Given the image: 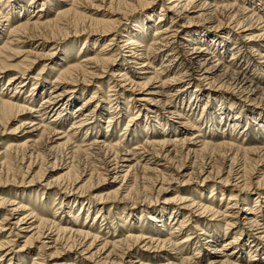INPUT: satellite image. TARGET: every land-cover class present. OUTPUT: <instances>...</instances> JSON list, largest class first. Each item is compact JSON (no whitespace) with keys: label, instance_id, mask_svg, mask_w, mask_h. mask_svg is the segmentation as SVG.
Instances as JSON below:
<instances>
[{"label":"rangeland","instance_id":"obj_1","mask_svg":"<svg viewBox=\"0 0 264 264\" xmlns=\"http://www.w3.org/2000/svg\"><path fill=\"white\" fill-rule=\"evenodd\" d=\"M0 1L15 4L18 0ZM20 1L27 5L31 3V8L20 15L16 14L17 11L6 9L5 16L10 19L12 24L22 21L29 22L30 25L39 16L41 21H53L57 10L70 7L74 8L77 15L75 21L69 20L65 26L45 29L29 28L26 36L20 38L19 44L12 46V49H17L14 54L3 53L4 57L10 56L7 59L8 65L22 71L24 69L21 68L28 65L25 71L27 74L25 78L28 82L19 94H14L13 88L6 84L8 76L12 74L10 71L0 79V92L4 99L11 96L17 97L19 103L30 104L34 108H38L42 99L49 94L53 86L52 81L58 75L57 73L66 69L70 64L94 57L103 49L104 42L113 39L112 43L115 44L107 49L113 48L114 66L105 68L97 65V68L101 70L98 72L93 70L94 74H98L96 79L84 83L77 79L75 84L69 81L68 84L54 86L53 90L57 87L60 90H63V87H68L73 88L74 91L71 93V104L63 110L56 121L61 134L54 136L53 141L63 143L65 139L62 138L67 135L73 119L93 109L92 115L94 116L90 122H86V125L90 123L89 126L93 131H86L87 127L85 126L72 132L77 137V143L73 146L88 145L94 141H107L110 145H115L118 142L119 149L124 148L129 151L138 144L143 145L147 139H150L148 141L162 140V136H169L172 139L185 142L166 147V152L156 150V154H159L157 157L152 156L150 147L143 146V150L135 151L143 156L138 163L139 166L147 164L151 168H156L162 171L161 174H164L167 179L163 181L159 176L160 173L144 172L138 166L134 170L133 178L131 176L127 180L128 186L135 183L131 195L125 197L126 189H123L115 198L112 195L118 188L124 187L126 180L118 178L115 181L112 177L113 174L97 178L96 173H103V170L99 168L103 166L102 162L105 156L95 147L91 148L92 150H88L86 146L79 150L74 148L73 150L77 154L66 160L64 148L51 150L50 147L55 144L42 142L32 148L33 155L29 157V154L22 148L13 152L14 150L9 151V147L12 145L15 147L14 144L20 146L27 141L29 134H25V132H28L29 129L24 130L19 127V124L26 119L36 124L39 123V120H35L37 114L19 115L3 123V126H0V203H5V205L0 206V221L7 211L9 212L13 208L9 206L10 202H14L25 206L41 217H55V221L59 220L69 225H73L74 222L76 226L85 225V228H90L91 235L98 232L99 240L91 247L89 253L86 251L81 253L79 249L67 252V249L60 248L62 245L48 242L49 249L46 250V256L38 259L36 264H118L120 259L112 257L101 263L102 261L99 262L97 258H89V255L99 249L104 240L114 242L118 238L126 237L127 234L135 236L142 234L146 237L153 235L160 240H166L168 234L175 231L181 220H188L190 226L182 234L178 231L173 233L170 237L171 241L177 243L185 235L193 236L192 244L182 246L181 254L179 252L174 254L175 252L170 246H166L163 250L154 249L155 245L148 248L149 245L145 241L133 246L127 253L128 255L122 257V264H129L130 260H144L148 264H165L169 260L170 264H181L180 258L189 260L182 264H191V261L210 264V261H215L216 257H224L229 254L232 256L231 263L234 264H264V242L256 240L257 231L245 225L242 219L245 214L242 210L248 204V208L255 210L253 214L258 216L259 225L264 226V189L255 183L256 178L264 172V165H262L264 156H261L263 153L260 156L257 154L249 157H244L241 153H239L240 155L234 153L235 156L226 153L227 156H224L225 150L218 149V147L215 150L207 149L200 152L201 147L197 143L204 140L213 145L224 141L223 139L231 138V140L242 143L241 145L245 148L264 147V96L261 94L263 92L258 91L250 97L242 96L228 85L222 84L221 79L217 78L219 74H216L214 79H206L201 77L193 66L187 65V69L182 70L185 66L182 61L174 60L166 63L168 61V57L165 56L167 53L157 55L151 68L144 70L146 74L142 76L149 78L153 71L159 72L163 65L170 64V67H166V69H172L170 77L177 71L180 74L177 81L169 88L160 89L158 81L165 79L162 76L158 81L150 82L143 89H131L125 83L111 78L113 72L123 69L122 65L125 68H130L124 62L129 53L121 49L124 43H120L123 39H120L119 35L124 32L133 34L138 30L139 25H148V27L156 25L159 15L163 14L164 21L160 23L163 28L169 27L171 19L175 18L176 27L181 31L172 44L174 48L189 44L185 43V40H190L191 36L195 38L205 35L206 41L204 42L212 45L211 47L208 45L211 54L207 56L211 62L214 64L220 62V66L231 72H242L241 76L244 74L246 78L256 82L264 90V36L261 35L262 30L259 31L264 28V23L256 22L255 18H251L247 21L251 24L249 29L246 26L237 29L232 21L227 19L229 13L233 14V11L237 13L236 11L244 5L245 8L253 10L255 15L262 17L263 21L264 0H205L209 8L207 13L212 15L209 19L190 13L188 18H184L183 15L177 18L172 11L165 9L168 0ZM0 4L2 7L4 6L3 3ZM226 5L227 7L232 6L229 13L222 10V7H226ZM40 9L42 11L39 12ZM161 9L165 12L160 11ZM64 23L61 21L60 25ZM2 25L0 27V48L3 40L8 38L6 25L4 23ZM113 26L115 27L114 32L103 36L90 32ZM242 35H247L248 40L243 39ZM152 38L153 31L151 30L146 35V42L151 43ZM220 41L222 44H218ZM213 42L216 44L214 45ZM193 45L201 48L200 50L207 47L203 42L194 41ZM91 71L92 69H90ZM131 72H133L132 68L128 77L132 74ZM34 82L36 88L32 89ZM30 93L33 94L32 99H30ZM86 99L88 104L81 111L76 112L77 107H82L81 104ZM96 104L98 105L94 108ZM114 105H118L120 108V116L116 123H107L109 112ZM99 107L102 108V111L98 114ZM54 114L55 112L46 115L42 123L47 125L52 116H55ZM131 115L136 117V120L128 122ZM157 121L159 124L155 123ZM187 121L194 126V130H190L191 127L187 126ZM146 125L154 127L147 132ZM81 141L86 142L82 144ZM212 148L214 147L212 146ZM188 149L195 151L188 153ZM127 157L131 159V156ZM54 159H57L56 164L58 165L53 168L51 163ZM66 162L71 163L73 172L67 179L61 181V187H65L77 171L82 175L93 172V185L89 190L81 193L77 190L85 180L67 191L56 189L52 184L49 187L46 185L54 182L66 172V170L60 169L61 165ZM30 163L32 165L29 166ZM230 167H232L233 174L239 171L240 174L241 170L243 171L241 174L246 172L250 175L251 173V186L243 193L235 191L233 178L227 185H223V182L220 181L227 176ZM211 168L218 173L213 174V178L201 186L202 179L206 177ZM38 172L43 174L40 179ZM143 175L146 178L144 181L141 180ZM187 175L191 181H186ZM135 177L138 178L135 179ZM161 184L163 186H160ZM159 188L163 191H159ZM231 193L237 196L235 207L232 206L234 202L228 204ZM106 195L110 197L107 200L102 199ZM177 196L195 202L201 199L203 203L214 207V211L228 216L227 221L234 222V227L226 226V222L222 221L221 216H214L210 213L198 215L199 212L195 210H179L181 205L171 201ZM255 205L258 207H253ZM172 207L176 209L177 216L174 217L176 213L174 210L175 212L169 218L168 213L171 212L169 209ZM24 214L21 213L13 219L10 216L7 217V225L3 226L4 231L0 232V236L4 242L5 240L12 241V246L2 251V254L6 255L0 264H32L33 257L38 254L39 243L37 241L25 245L27 238L34 233V231L31 233L28 231L37 223L28 221L27 224L20 227L14 225L16 218H21ZM154 219L160 222H152ZM197 220L199 224L194 223ZM201 229L206 232V236L199 235ZM43 233L44 235L50 234L47 231ZM51 233L50 236L55 240V232ZM209 233H217L219 239L208 247V244L205 245L204 242ZM229 240H234L235 245L226 246V249H223V244ZM90 241L86 242L84 249ZM255 243H258L256 252H254L255 248L251 247ZM195 246L200 249L197 255L194 251ZM53 247L58 253L54 251ZM110 250L109 248L101 258H104ZM49 253L52 254L49 255ZM219 253L223 255H219ZM115 255H119V252H115ZM10 258L11 261H9Z\"/></svg>","mask_w":264,"mask_h":264},{"label":"bare ground","instance_id":"obj_2","mask_svg":"<svg viewBox=\"0 0 264 264\" xmlns=\"http://www.w3.org/2000/svg\"><path fill=\"white\" fill-rule=\"evenodd\" d=\"M111 1H113V0H111ZM72 2H74V1H72ZM205 2H206L205 0H168V2H166L167 6L165 9L167 11H172L173 15H175V17H177V18L180 17L181 15H183L184 18H188V15L190 13V14L196 15L197 17H208L207 19H209V17H211L212 15L207 13L209 11V8H208V4H206ZM0 3L4 4L3 7L0 4V27H2L3 26L2 24L4 23L6 25L5 28L8 30V33H7L8 38L6 40L5 39L3 40L2 47L0 48V58H2V59H0V79L3 77V75L8 74V72L10 71L12 74H10L8 76L6 84L8 87L13 88L14 94H19L20 90L23 89L24 87H26L27 82H28L27 78H25L27 76V74H25V71L27 70L28 65H25L24 68H21V69H24V71L19 70V69H17V67H14L12 65H8L7 59H9L10 56L4 57L3 53H7L8 55L14 54L15 50H17V49H12V46H17L19 44L20 38L21 37L24 38L26 36L29 28H34V29L44 28L45 29V28H51V27L65 26L68 24L69 20H71L73 22V20L75 19L76 15H77L76 14L77 12H75L73 7H70L69 9L57 10V14H56L55 19L53 21H41L40 16H39L36 19V21L31 23L30 25L28 24L29 22H22V21H18V22H16V24H12L10 22V19H7L5 16L4 12L6 11V9L9 8V10H11V11H15V12L17 11L16 14L20 15L23 12H27L29 10V8H31V6H30L31 3H29L27 5L26 3H24L23 1H20V0H18L15 4H11L9 2H2V1H0ZM120 3H121V1H120ZM231 7L232 6L227 7V5H226V7H222V10L229 13L232 9ZM40 11H42V9H40L39 12ZM160 11L165 12V10H162V9ZM212 12H210V13H212ZM236 12L237 13H234V11H233V14L229 13V15L227 16V19L229 21H232V23L236 26L237 29H239V28L242 29L245 26L249 29L251 24H249V22H247V21L251 18L252 19L255 18L256 22L259 21L261 23H264V20L262 21V17L255 15L253 10L249 9L248 7L245 8L244 5H243V7H240V9H238ZM228 13H226V14H228ZM163 16H164L163 14L159 15L158 22L156 23V25H153L151 27L150 26L148 27V25H144V26L139 25L137 27L138 30L136 32H134L133 34H129L127 32H124L123 34L119 35V38L123 39L120 43H124V46H121L122 47L121 49L126 50V51H128L127 53H129L127 58L125 59L126 61H124V62L126 64H128V66L130 68L129 69H128V67L125 68V66L122 65L121 67L123 69L116 71V72H113V74L111 75V78L116 79L115 81L125 83L131 89H133V88L143 89L150 82L158 81L159 77L162 76L165 79L163 81H161V80L158 81L160 83V86H159L160 89L162 90L165 87L169 88L170 85H173V83L175 81H177V79H178L177 77H179V74H180V72L177 71L176 73H173V75L170 77L172 69H166V67H170L169 66L170 64L163 65L161 68V71H159V72L153 71L152 76L149 78L142 76V75L146 74V71H144V70L151 68V66H152L154 60L156 59L157 55H160L162 53H165V54L167 53L165 55L168 57V61H166V63H170L171 61H174V60L182 61V63L184 62V64H185L184 68L182 67L183 68L182 70H186L187 65L193 66L195 68L196 72H198V74L201 77L206 78V79H209V78L214 79V77H216L215 75L219 74V76H217V78L221 79L222 84L228 85L233 90H236L238 92V94H242V96L250 97V96L255 95L258 91H262L263 93H261V94L264 96V90L261 89L260 86L256 82H253L250 79L246 78L244 76V74L241 76L242 72L241 73L238 71H232L231 72L227 69L225 70L224 67L220 66L221 65L220 62L218 64H214L213 62L210 61L211 59L207 57L209 54H211L210 51L208 50L209 49L208 45H210V44H208V42H204V41H206L205 35H203L201 37H195V38L191 36L190 40L189 39L185 40V43H189V44L182 46V47H179V48L178 47L174 48L172 46V44H174L175 38L181 33V31L179 28L176 27L177 22H176L175 18L171 19V24L169 27L163 28V26L160 25V23L162 21H164L162 19ZM237 17H240V18H237ZM149 19L151 20V18H149ZM61 21H64L65 23L60 25ZM244 23H246L247 25ZM114 30H115V27L113 26V27H107V28H103V29L91 30L90 32L94 33L95 35L103 36V35L112 33V31L114 32ZM151 30L153 31V38H152L151 43H148V42H146V35L149 32H151ZM260 30H262L261 35L263 37L264 36V28L259 29V31ZM243 31L245 32L247 30H243ZM246 36L247 35H242V38L244 39V38H246ZM246 40H248V38H246ZM112 41H114V40L110 39L107 42H104L103 49L100 50L99 53L95 54L94 57L84 59L81 62H77V63L75 62L73 64H70L67 66L66 69L61 70L60 73H57L58 75L52 81L53 86L51 87L49 94L42 99V103L38 108H34L30 104L19 103L17 97L11 96L8 99H4L1 92H0V126L1 125L3 126V123H6L11 118H15L16 116H19V115L25 116V115H31L32 113L37 114L35 116V120H37V121L39 120L40 121L39 123L36 124L33 121H31V120L29 121L28 119H26L25 121H23V123L21 122V124H19L20 128H23L24 130H26V128L29 129L28 132H25V134H29L27 141L22 143L20 146H16V144H14L15 147H13V145H12V147H9V151L14 150L13 152H15V150H19V148H22L24 150V152L26 151L29 154V157L33 155V152L31 151L32 148L35 147L36 145L41 144L42 142H45L46 144L47 143L48 144H55V146H52V147L47 145L48 147H50L51 150L64 148L65 152H66L65 153L66 160L71 159L72 157H74L77 154V152L75 154V152L73 150L74 148L79 150V148L86 146V148L88 150H90L91 148L95 147L98 152L104 154V156H105L104 161L102 162L103 166L101 168H99L100 170H103V173H96L97 178L100 179L102 177V175L105 176L108 174L109 175L113 174L112 177L115 181L118 178H121L122 180H126V184L124 185V187L118 188L117 191L114 192V195H112L116 198V196L119 194V191L121 192V190L126 189L124 191V192H126L125 197H128L131 195L130 193L135 188V186H134L135 183L130 184L131 186L127 185V183H128L127 180H129V178L131 176L133 178V175H135L134 170L137 169V167L139 166L138 163H139L140 159H142V157H143L142 155L138 154L135 151L143 150V146H146L147 148L150 147V150L152 151V156L157 157V155H159V154H156V152H155L156 150L158 152L159 151L166 152V149H165L166 147H169L171 145H174V144H177L180 142L182 144H184L185 142L183 140L172 139L169 136L168 137L162 136V138H163L162 140L148 141L150 139H147L145 141V143H143V145L138 144V145L134 146L132 149H130L129 151L125 150L124 148L119 149L120 147H119L118 142L115 145H110V143H107V141H103V142L102 141H100V142L94 141L92 143H89L88 145L73 146L75 143H77V141H76L77 137L72 132L77 131L79 129H82L85 126L87 127L85 129L86 131H91V130L93 131V129L89 126L90 123L88 125H86V122H90V119L92 118V116H94V115H92V113H93L92 111H94L93 109L91 111L89 110L85 114L79 115L73 119V123H71L70 129L67 132V135L63 136V138H62V139H65V141L63 143H59L57 141L52 140V138L54 136L61 134L60 127H58L56 125V121L58 120V117L61 115L63 110L67 109V107L71 104V101H72L71 93H73V91H74L73 88H68V87L67 88L63 87V90H60L59 87H57V89L53 90L54 86L65 85V84H68L69 81L71 83L75 84V83H77V79L81 80L82 83L92 81L93 79H96V77L98 75V74H94L93 72L94 71L98 72L101 70V69L97 68L98 67L97 65H99L101 67L103 66L105 68L114 66L115 57L113 56V54H114L113 48L107 50L108 47L115 46V44L112 43ZM194 41H196L197 43L203 42L204 46H207V47L200 50L201 48H198L197 46L193 45ZM215 44L216 43H214V45ZM218 44H222V42L220 41ZM211 46L212 45H210V47ZM252 51H254V50H252ZM179 65H181V64L179 63ZM90 66H93V68H90ZM131 68H132L133 72H131L132 74L130 75V77H128V74H130ZM227 68H229V67H227ZM90 69H92L91 72H90ZM126 70H127V73H126ZM34 87L36 88L35 82L32 84V89ZM37 89H39V88H37ZM32 95L33 94H31L30 99H32ZM11 99H14V100H11ZM87 104H88V100L86 99L82 102V104H81V105H83L82 107H79V106L77 107L76 112L81 111L82 108ZM97 105L98 104H96L94 106V108H96ZM114 106H113V109L109 112L110 116L107 118V123H113V124L116 123L117 122L116 120H118V118H119L118 116H120L119 115L120 114V108H118V105H116L115 107ZM100 111H102L101 107L98 108V114ZM52 112H55V114H54L55 116H52V119H50V121L47 123V125H44V123H42L43 119L46 117V115H48L49 113H52ZM178 118H180V117H178ZM132 120H136V117H133V115L129 116L128 122L132 121ZM158 122L159 121H157L155 123H158ZM51 123H53V124H51ZM126 126H127V124H126ZM164 126H166V125H164ZM187 126L191 127L190 130H194V126L192 124H190L188 121H187ZM153 127L154 126L150 127L148 125L146 127L147 132L152 130ZM124 130H126V128H124ZM162 130H163V127H162ZM69 133H72V134H69ZM94 133H96V132H94ZM163 133H165V132H163ZM146 134H148V133H146ZM198 136H201V135H198ZM223 140L224 141H221L217 144L215 143L213 145H212V143L204 141V140L199 141L197 143L200 144V147H201L200 152H201V150H207V149L215 150V148L218 147V149H224L225 150L224 156H227L226 153L227 154L231 153L233 155H234V153H235V155L241 153L242 155H244V157H247V156L249 157L250 155L256 156L257 154H259V156H260V154L263 153L261 156H264V147H262V148H245V147H243V145H241L242 143H238L234 140H231V138L230 139H223ZM84 142H86V141H83L82 144ZM212 146L214 148H212ZM194 151L195 150L190 151L188 149V153H190V152L193 153ZM34 154H36V153H34ZM127 156H129V157L131 156V159H129ZM262 160L264 162V159H262ZM56 161H57V159L56 160L54 159L53 162L51 163L53 168L56 167V165H58V164H56ZM252 161H254V160H252ZM28 165L30 166L32 164L30 163ZM70 165H71V163L69 164V162H66L64 165H61L60 169L66 170V172L63 173L60 177H58L54 182L48 183L46 185L49 187V185L52 184L56 189H62L63 191L64 190L67 191L68 189L71 190L73 187H75V185L77 183H80V182L85 180L83 182V184H81L77 190L80 193L84 192L86 190H89V188H91L93 185L92 184L93 172L89 173L88 175H86V174L82 175L80 172L78 173V171H77V173H75V175L73 174L74 177L71 178V181L69 183L67 182L66 183L67 185L64 184V185H66L65 187L62 185L64 188L61 187V185H60L62 183L61 181L64 179H67L68 176H70L71 172H73L72 165L71 166ZM262 165H264V163ZM139 167L144 172H153L154 171V172L160 173L159 176L163 181L167 179V178H165L164 174H161L162 171H159L156 168H151L147 164H144L143 166H139ZM27 170H28V168H27ZM256 170H259V169L256 168ZM201 171H202V169H201ZM74 172H75V169H74ZM239 172L233 174L232 167H230L229 171L227 172V176L222 180L220 179V181L223 182V185H227V184H230V182H231L230 180H231V178H233V181L235 182L233 185V188L235 189V191L243 193V191L247 190L251 186V180H250L251 173H250V175H249V173L246 174V172H245V174H241V173H243V171L241 170V173H240L241 175H240ZM38 173H39L38 178L40 179L42 177L41 175H43V174H42V172H38ZM38 173H37V176H38ZM217 173H218L217 171L214 172L211 168L210 171L207 172L206 177L202 179L201 186L205 185V183L207 181H209L213 178V174L216 175ZM230 175H234V176L231 177ZM248 175H249V177H248ZM82 177H85V178L83 179ZM234 177H236V178H234ZM136 178H138V177H135V179ZM141 178H142L141 180L144 181L145 175H143V177H141ZM187 178L188 179H186V181H189V180L191 181V179L188 177V175H187ZM102 180H104V179H102ZM238 180H240V182H238ZM133 181H134V179H133ZM137 183H136V185H137ZM255 183L258 187H260L261 189H264V172L261 173L256 178ZM162 184L160 186H163ZM126 186H128V187H126ZM158 190L161 192L163 191V189H161V188H159ZM109 197H110L109 195H106L102 199L107 200ZM177 197L175 199H172L171 201L178 202L181 205L179 210L180 209L186 210V211L195 210V211L199 212L198 215H202L204 213H210V214H213L214 216H221L222 221L224 220L226 222L225 223L226 226L234 227L233 226L234 222H232L230 220L227 221L226 218L228 216H224L223 213L221 214L218 211H214V207H211L210 205L203 203V201L201 199L199 201L195 202L194 200H188L186 198H182V197L177 198ZM236 197H237L236 195L231 193L228 204H230L231 202H234L232 206L235 207L237 204L236 203ZM245 201H247V200H245ZM171 203H173V202H171ZM3 205H5V203H0V206H3ZM9 206L13 207V208L11 210H9V212L7 211V214H5V216H3L1 218L0 232L4 231L3 226L7 225L6 223L8 222L7 221L8 216L12 217V219H13L15 216H18L21 213L22 214L25 213L21 218H19V217L16 218V220H15L16 222L14 224L15 227H17V226L20 227L22 225H25V224H27L28 221H31V222L33 221V222L37 223L35 227H33L31 230L28 231V233H31V231H34V233L31 234L25 242L26 243L25 245H27L33 241H37L39 243L38 254L33 257L32 264H36V261H38V259H40V258L42 259V258H44V256H46V250L49 249L47 247L48 242H52L51 244H55V245H62L60 248L67 249V252H70V251L72 252V251H76V249L77 250L79 249V251L81 253H84L85 251L87 253H89L91 247L94 246L95 243L99 240V237L97 235L98 232L93 233V235H91L92 233L90 231V228L89 227L85 228L86 227L85 225L76 226V223L74 222L73 223L74 226H73V225L62 223L59 220L55 221V219H54L55 217H51V218L50 217L49 218L48 217H41L38 214H35L34 211L25 208V206L20 205L19 203L10 202ZM247 206H249V205L246 204V207L242 210L243 213H245V214H243V218H242L243 222L249 228H254V230L257 231L255 234V235H257V236H255L257 241H263L264 242V226L259 225L258 216H254V214H253L255 212V210H253L252 208H248ZM253 207H258V206L255 205ZM169 210L171 212H169L168 214H169V218H171V216L176 211V209H174L172 207ZM251 215H253V216H251ZM176 216H177V211H176L174 217H176ZM173 220H174V218H173ZM187 221L188 220H181L179 222V225H177V227L175 228V231H172L168 234V239H166V240L165 239L160 240V238L154 237L153 235L146 237V236H143L142 234L136 235V236L131 235V234H127L126 237L118 238L114 242H109L107 240H104L101 243L100 248L97 249L94 253H91L89 255V258H91V259L97 258L99 262L102 261L101 263H103V261H107V260H109V258L113 257L115 259H120V261H118V264H122V257H124V255H126L132 249L133 246H135L138 243H144L145 241H147V243L149 245L148 248L155 245L154 249L163 250V249H165L166 246H168V247L170 246L172 248V251L175 252L174 254H176L178 252L181 254V249L185 245H191L192 244L193 236L192 235H185L177 243H173L171 241L170 237L172 236L173 233H175L177 231L180 234H182L184 231H186V229L190 226V224H188ZM152 222H160V221L159 220L156 221L154 219V220H152ZM161 223H162V221H161ZM163 223H165V222H163ZM194 223L199 224V221L197 220ZM201 230L202 231L199 233V235L200 236H203V235L206 236L207 235L206 232H204L203 229H201ZM44 231L45 232L47 231L50 234H52L51 233L52 231L55 232V237H56L55 240L52 239L50 234L44 235V233H43ZM1 239H2V236H0V262L2 261V258H4L6 255V254L3 255L2 251H4L5 249L7 250V249H9V247L12 246V241L5 240V242H4ZM217 239H219L217 233H215V234L209 233L204 244L205 245L208 244V247H209L210 244L216 243ZM233 239H235V238H233ZM89 240H91L89 242V245L84 249L86 242H88ZM232 245H235L234 240L226 241L223 244V249H226V246H232ZM251 247L255 248L254 252H256L257 247H258V243H255ZM54 248L55 247H53V249ZM109 248L111 250L107 253V255L104 258H101L103 255H105V253L108 251ZM199 250H200L199 247L195 246V249H194L195 255H197L198 252H200ZM54 251L56 252V249H54ZM115 252H119V255H115ZM56 253H58V252H56ZM216 253L218 254V252H216ZM51 254L52 253H49V255H51ZM219 255H223V254L219 253ZM180 259H181L182 263L185 261L186 262L189 261L188 259H182V258H180ZM231 260H232L231 254L225 255L224 257L218 256V257H216L215 261H212V262L210 261V264H234V263H231ZM9 261H11V258L9 259ZM128 263L129 264H148L144 260H140V261L130 260ZM190 263L191 264H200L199 261H195V262L191 261ZM165 264H170V261L168 260Z\"/></svg>","mask_w":264,"mask_h":264}]
</instances>
